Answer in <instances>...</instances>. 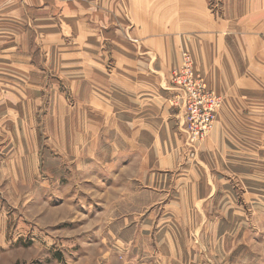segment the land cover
I'll return each instance as SVG.
<instances>
[{"label": "rangeland", "instance_id": "374dc122", "mask_svg": "<svg viewBox=\"0 0 264 264\" xmlns=\"http://www.w3.org/2000/svg\"><path fill=\"white\" fill-rule=\"evenodd\" d=\"M41 2L0 0V254L23 264H117L123 232L134 264L161 259L155 242L171 237L173 264H264L262 61L236 59L218 84L211 128L190 143L172 105L183 54L211 88L188 48L165 80L140 76L161 90L167 82L168 117L116 121L89 105L90 85L116 76L83 75L84 43L69 12ZM79 14L81 39L100 25L125 37V14Z\"/></svg>", "mask_w": 264, "mask_h": 264}, {"label": "crops", "instance_id": "0c3cea01", "mask_svg": "<svg viewBox=\"0 0 264 264\" xmlns=\"http://www.w3.org/2000/svg\"><path fill=\"white\" fill-rule=\"evenodd\" d=\"M59 1L42 0L41 5H46L49 10L69 12L71 24L78 32L74 39L84 43L85 66L81 67L84 69L81 73L90 77L96 74L116 76V80L90 85L89 88L90 95H94L89 105L96 109L98 106L107 108L115 115L116 121L136 124L145 123V116L168 117L167 106L163 102L167 82L162 83L161 90L154 83L140 82V76H149L151 81H155L157 75H164L165 80V75L178 64L179 51L184 47L191 51L196 69L206 77L207 85L216 93L223 89L218 85L224 81L223 75L228 69L231 71L238 66L236 59L242 54L241 60L252 55L264 64V0H215L214 9L209 6L211 0ZM97 8L108 12L109 16H115L117 11L129 18L126 31L122 30L124 38L117 34L118 28L113 31L111 28L114 27L104 29L100 25L99 34L81 39L83 23L79 12ZM106 23L105 26L108 25ZM109 56L115 60L110 71L106 67ZM125 78L130 82H124ZM96 97L101 98L98 103L94 101ZM121 238L122 249L118 252L121 260L117 264H134L126 256L128 248L124 243L129 240H125L123 232ZM176 247L178 249V244L172 237L163 243L156 241V252H151L159 254L161 259L146 264H173L179 252L174 250ZM13 256L17 258L13 260ZM0 264H23V261L19 254L1 253ZM84 264L89 263L84 260Z\"/></svg>", "mask_w": 264, "mask_h": 264}, {"label": "built area", "instance_id": "2783aa9c", "mask_svg": "<svg viewBox=\"0 0 264 264\" xmlns=\"http://www.w3.org/2000/svg\"><path fill=\"white\" fill-rule=\"evenodd\" d=\"M172 105L183 113L184 127L190 143L201 140L211 128L214 113L220 104V96L208 89L203 77L194 72L189 53L183 54V62L174 72Z\"/></svg>", "mask_w": 264, "mask_h": 264}]
</instances>
